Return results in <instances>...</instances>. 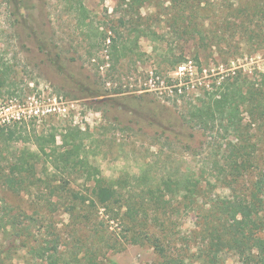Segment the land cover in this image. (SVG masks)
I'll list each match as a JSON object with an SVG mask.
<instances>
[{
  "label": "rangeland",
  "instance_id": "1",
  "mask_svg": "<svg viewBox=\"0 0 264 264\" xmlns=\"http://www.w3.org/2000/svg\"><path fill=\"white\" fill-rule=\"evenodd\" d=\"M82 1L85 14L75 0H0V173L8 172L23 151L39 152V136L47 145L56 134V144L62 145L69 131L84 144L88 167L124 183L131 200L120 212L124 216L109 222L110 229L98 224L114 245L100 250L107 263L165 264L151 242L157 238L173 263L255 264L256 250L255 256L241 255L211 233L218 224L229 226V238L242 237L233 220L218 211L221 201L246 195L250 184L264 177V115L253 124L248 113L242 114L238 136L247 145L250 165L240 166L238 183L230 188L233 170L222 153L236 137L225 136L218 122L209 121L205 129L204 120L191 113L219 74L236 73L264 88V0H183L182 7L177 0ZM113 44L125 55L117 59ZM21 109V119L13 120ZM9 130L22 138L8 139ZM39 154L27 155L35 161L38 181L49 175L71 179L76 187L84 180L85 173L70 172L62 163L56 168ZM190 175L200 181L197 195L175 188ZM2 181L3 215L41 211L56 226L64 250L74 236L90 239L81 226L74 234L68 213L50 215L41 208L40 190L16 194ZM149 188L161 189L171 200L163 214L142 201ZM100 213L99 219L107 218L104 209ZM129 226L145 242H133ZM29 251L14 250L10 264H38Z\"/></svg>",
  "mask_w": 264,
  "mask_h": 264
},
{
  "label": "trees",
  "instance_id": "2",
  "mask_svg": "<svg viewBox=\"0 0 264 264\" xmlns=\"http://www.w3.org/2000/svg\"><path fill=\"white\" fill-rule=\"evenodd\" d=\"M135 1L137 2V0ZM202 1L207 4L206 0ZM177 2L179 7L185 3L183 0H177ZM75 3L78 4L79 11L85 14L86 8L83 1L75 0ZM196 5L199 7L202 2ZM20 8L17 7V10L19 11ZM107 32H101V35L108 40ZM112 49L118 56L117 59L125 55L122 53L121 45L113 44ZM175 60V63L181 61V59ZM261 84V81L255 83L247 77L236 75V73L233 75L219 74V77L210 85L211 89L205 91L201 104L194 106L195 111L191 113L193 119L204 120L205 129L209 127V121L214 124L218 122L222 126L225 136L228 133H233L236 137V141L228 140L222 153L233 170L231 172L233 177L228 181L230 188H234V184L238 183L240 166L248 168L250 165V157L246 155L247 145L241 142L238 132L243 124L242 114L244 112L249 114L253 124H256L259 116L264 115V88ZM2 130L4 127H0V134H2ZM9 132L8 139L10 140L18 141L22 138L17 131L9 130ZM62 139V145H57L56 134H52L50 139L48 138L50 143L46 145L44 142L47 138L39 136L37 146L40 149L39 152L46 154L50 163L53 162L56 168L60 167V163H62V166L70 172H77L82 176H84L83 173L86 174L82 182H77L76 187L73 186L71 179L60 181L55 177L48 178L49 175L38 181L35 161L32 162L28 156L37 158L40 154L39 152L26 154V151L18 156L17 161L9 167L8 172L0 173V178L3 180L1 186L16 194H31V190H40L41 198L38 202H43L41 208L50 215L58 210L68 213L73 228L81 226L82 229H88L90 239L88 237L82 240L74 236L72 245L68 250H64L61 248V240L56 232V226L47 222L46 216L41 211H37L31 216L26 211L3 215L0 210V264H10L13 261L11 253L26 247L30 248L29 255L30 253L36 254L38 264H109L107 257H100V250L103 246L111 248L114 245L112 238L107 237L99 229L98 224L104 222L110 229L111 223L109 222L124 216L120 212L125 206L128 207L131 201L123 190L126 185L101 177L98 167L91 165L88 167L87 154L81 151L84 144L81 143L82 141H77L74 134L68 131L63 134ZM217 164L220 163L217 162ZM46 170L49 171L50 168L47 166ZM220 170H223V167H220ZM34 177L36 181L32 182L31 178ZM193 178L194 176L190 175L181 183L176 181L175 188L179 192L182 190L184 194H199L200 181ZM91 182L93 183L91 184ZM158 190L154 191L153 188H149V194L142 197L143 202H152L156 205V213L158 209L165 210L171 204V200L166 198L167 195L161 189ZM261 196H264V177L259 176L250 184L246 195L235 196L233 199H224L220 202L221 206L218 212L227 216V219L233 220L234 226L242 233L241 238H229L227 233L229 226L225 225L221 228L218 224L215 225L211 233L216 242L228 246L241 255L248 253L250 256L253 254L255 256L253 250H256L258 257L255 264H264V201ZM102 209L107 216L106 219L104 216L102 219L106 221L99 219ZM97 220L100 222L97 223ZM161 225L163 226L164 223ZM36 226L39 229V235L37 233L34 235ZM126 230H131L133 242L140 243V240L145 242L136 228L129 226ZM74 231L76 234L75 228ZM109 233L112 232L109 231ZM146 238L151 240L150 237ZM31 241L34 242V245L30 244ZM151 242L159 256L165 258V264H181L171 262V258H168L165 248L158 243L157 238ZM31 258L35 257L31 255Z\"/></svg>",
  "mask_w": 264,
  "mask_h": 264
},
{
  "label": "built area",
  "instance_id": "3",
  "mask_svg": "<svg viewBox=\"0 0 264 264\" xmlns=\"http://www.w3.org/2000/svg\"><path fill=\"white\" fill-rule=\"evenodd\" d=\"M188 65H183L182 67L183 68H185V70H188V68L189 67H187ZM189 73V72H188ZM190 73H192V72H190ZM23 111V109H21V111H19L15 116H14V118H13V120H19V119H21V117H22V115H20V113ZM23 113V112H22ZM8 121L10 120V119H7Z\"/></svg>",
  "mask_w": 264,
  "mask_h": 264
}]
</instances>
